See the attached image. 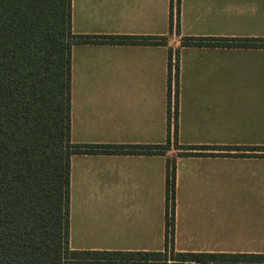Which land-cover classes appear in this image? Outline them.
<instances>
[{"label":"crops","instance_id":"0c3cea01","mask_svg":"<svg viewBox=\"0 0 264 264\" xmlns=\"http://www.w3.org/2000/svg\"><path fill=\"white\" fill-rule=\"evenodd\" d=\"M72 32L112 38L73 46L72 143L171 149L73 156L70 248L164 251L175 158V251L264 254V158L253 157L264 152L225 150L264 147V48L183 46L264 40V0H72ZM122 37L167 46L116 43ZM175 142L211 149L181 157Z\"/></svg>","mask_w":264,"mask_h":264},{"label":"trees","instance_id":"16d2710c","mask_svg":"<svg viewBox=\"0 0 264 264\" xmlns=\"http://www.w3.org/2000/svg\"><path fill=\"white\" fill-rule=\"evenodd\" d=\"M109 39L112 38L73 34L72 0H0V264H264V254L175 251L171 246L175 158L167 161L168 229L164 251H76L70 248L73 156H166L171 149L170 141L157 146L72 143L73 46L102 44ZM117 39L120 45L167 46V39L158 37ZM183 46L264 48V40L185 38ZM169 68L171 74L172 53ZM174 145L184 151L181 157L198 156L195 151L211 149L179 146L178 142ZM225 150L264 152V147ZM253 157L264 158V155Z\"/></svg>","mask_w":264,"mask_h":264},{"label":"rangeland","instance_id":"374dc122","mask_svg":"<svg viewBox=\"0 0 264 264\" xmlns=\"http://www.w3.org/2000/svg\"><path fill=\"white\" fill-rule=\"evenodd\" d=\"M174 68H175V66H174ZM173 99H174V97H173ZM195 152H197V151H195ZM137 156H143V155H137ZM144 156H148V155H144ZM175 200H176V196H175ZM175 208H176V202H175ZM171 210V209H170ZM174 212H175V209H174ZM172 217H174V224H175V213H174V215L172 216ZM171 218V217H170ZM174 227H175V225L173 226V230H174ZM171 228V227H170ZM171 230V229H170ZM174 233H175V230H174Z\"/></svg>","mask_w":264,"mask_h":264},{"label":"built area","instance_id":"2783aa9c","mask_svg":"<svg viewBox=\"0 0 264 264\" xmlns=\"http://www.w3.org/2000/svg\"><path fill=\"white\" fill-rule=\"evenodd\" d=\"M176 62H174V66H175Z\"/></svg>","mask_w":264,"mask_h":264}]
</instances>
